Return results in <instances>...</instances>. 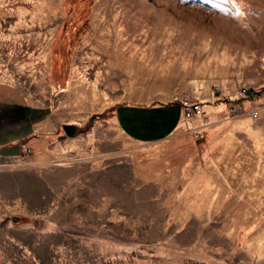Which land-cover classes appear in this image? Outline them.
I'll list each match as a JSON object with an SVG mask.
<instances>
[{"label":"rangeland","instance_id":"1","mask_svg":"<svg viewBox=\"0 0 264 264\" xmlns=\"http://www.w3.org/2000/svg\"><path fill=\"white\" fill-rule=\"evenodd\" d=\"M0 264H264V0H0Z\"/></svg>","mask_w":264,"mask_h":264},{"label":"crops","instance_id":"2","mask_svg":"<svg viewBox=\"0 0 264 264\" xmlns=\"http://www.w3.org/2000/svg\"><path fill=\"white\" fill-rule=\"evenodd\" d=\"M216 108H219L216 106ZM115 119L133 138L151 139L158 130L161 132L178 128L184 122L182 106L164 104H124L117 107ZM184 117H183V116ZM203 121V117H196ZM189 122V121H188ZM192 127L195 125L190 120ZM79 131V128H78ZM76 135V134H75ZM74 136V135H73Z\"/></svg>","mask_w":264,"mask_h":264},{"label":"built area","instance_id":"3","mask_svg":"<svg viewBox=\"0 0 264 264\" xmlns=\"http://www.w3.org/2000/svg\"><path fill=\"white\" fill-rule=\"evenodd\" d=\"M247 92L248 90L244 89L243 93H247ZM178 101H180L179 103L182 106V110H183V114L185 118L192 119V118L200 117L204 115L205 110L201 102L195 99H192V98H184ZM191 130L193 132L194 137L197 140L202 139V133L200 129L193 128Z\"/></svg>","mask_w":264,"mask_h":264},{"label":"water","instance_id":"4","mask_svg":"<svg viewBox=\"0 0 264 264\" xmlns=\"http://www.w3.org/2000/svg\"><path fill=\"white\" fill-rule=\"evenodd\" d=\"M63 128H64V130L68 136H73V135L78 133V126L76 124H64ZM13 221L19 222V221H21V217L18 215H14ZM36 223H37V221H36Z\"/></svg>","mask_w":264,"mask_h":264},{"label":"trees","instance_id":"5","mask_svg":"<svg viewBox=\"0 0 264 264\" xmlns=\"http://www.w3.org/2000/svg\"><path fill=\"white\" fill-rule=\"evenodd\" d=\"M248 93H250L251 96L255 95V92H254V91H249ZM113 109H114V108H110V109L104 111V112L101 113V114H97L96 116H99V117H101V118H106V117L109 116L108 114H110V112H111Z\"/></svg>","mask_w":264,"mask_h":264},{"label":"bare ground","instance_id":"6","mask_svg":"<svg viewBox=\"0 0 264 264\" xmlns=\"http://www.w3.org/2000/svg\"><path fill=\"white\" fill-rule=\"evenodd\" d=\"M216 106H217V107H221L222 105H219V106H218V105H216ZM200 117H202V116H200Z\"/></svg>","mask_w":264,"mask_h":264}]
</instances>
